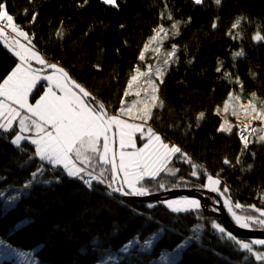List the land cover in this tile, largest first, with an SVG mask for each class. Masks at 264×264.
I'll return each mask as SVG.
<instances>
[{"label": "trees", "instance_id": "trees-1", "mask_svg": "<svg viewBox=\"0 0 264 264\" xmlns=\"http://www.w3.org/2000/svg\"><path fill=\"white\" fill-rule=\"evenodd\" d=\"M5 3L14 22L32 35L33 45L50 63L66 67L93 93L91 101L103 104L110 115L119 114L132 100L129 82L154 30L178 20L179 33L169 42L170 47H177V57L160 82L162 106L152 107L148 122L200 164L202 173L222 177L228 186L226 196L233 203L264 208V142L245 149L235 128L218 130L224 124L220 109L232 91L246 101L255 93L258 106L264 101V40L254 39L257 34L264 36V0H221L219 5L215 0L199 5L193 0H117L118 7L102 0ZM33 13L37 14L34 23ZM241 17L239 26L232 28ZM239 51L244 55L234 58ZM7 54L0 42V61ZM44 91V83L38 84L31 100ZM200 113L204 116L198 119ZM12 138L0 130V192L24 184L38 169L53 181L34 184L29 194L6 211L0 199V239L25 249L41 245L37 250L40 264H96L104 250L116 249L136 236L144 240L160 230L153 254L175 248L192 233L199 237L183 250L177 264H264L221 239L211 227L215 217L202 210L174 213L164 201L124 199L107 186L110 164L104 171L105 183H95L90 190L62 167L44 165L33 144L24 141L17 147L10 143ZM180 158L175 159L181 167L177 176L145 179L150 193L163 191L162 182H168L169 189L186 183L203 187L204 175L191 176V168ZM225 159L231 163L225 164ZM242 211L244 216L255 214L251 208ZM198 223L202 230L196 234ZM1 264L14 262L5 259Z\"/></svg>", "mask_w": 264, "mask_h": 264}, {"label": "snow or ice", "instance_id": "snow-or-ice-1", "mask_svg": "<svg viewBox=\"0 0 264 264\" xmlns=\"http://www.w3.org/2000/svg\"><path fill=\"white\" fill-rule=\"evenodd\" d=\"M87 3V0H84ZM197 5L201 4L203 0H193ZM105 5L118 7L116 0H102ZM216 4H220L221 0H215ZM82 6V5H81ZM28 10H25V15ZM37 14L33 13L31 22L36 21ZM172 19L171 16L168 17ZM240 19L232 24V28H237L240 24ZM190 20V18H189ZM121 27H124L121 25ZM172 29L176 30L174 34H178V26L176 23L172 24ZM212 27L215 28L216 24L213 23ZM11 29L15 36L23 37L31 45L29 34L25 32L20 26L14 22V17L9 13L6 7L5 0H0V37L7 35L5 29ZM156 35L150 38V42H154L160 37L161 33L167 35L163 26L154 30ZM61 35V33H57ZM231 35V32L229 33ZM254 39L264 40V36L257 34ZM16 49L11 45L6 46L13 54L19 58L20 63L11 70L3 82L0 83V130L5 133H11L13 138L10 140L12 145L19 147L24 140H30L31 144L35 145V155L41 161H48L53 166L62 165L66 170L67 175L73 178H79L89 188L92 187L93 180L99 183H105L102 179L104 172L101 171L99 175H94L93 172L88 171L91 167L93 157L99 159L104 164H111L112 176L108 183V188L114 192H119L124 196H145L149 194V188L144 185L145 179H155L162 172H168L170 175L175 176L177 170L169 168L170 158L175 154H181V157L189 164H191L193 171L191 176L198 175L195 169L197 165L192 163L191 159L186 153L175 145L164 143L161 135L156 133L151 127L147 128L146 140L143 147L137 148L135 141V134L141 133L140 138H145L144 126L147 124L148 119L151 118L152 107L162 106V102L158 101L155 92L158 90L153 85V95L151 97L153 103L150 107L145 104L139 119L143 121L141 124L129 123L116 115H109L103 104H89L86 98L91 94L86 91L80 84L75 82L69 77L62 67L56 64H49L44 57H42L33 47L21 44L19 40H14ZM145 51L149 48V44H145ZM158 51V49H157ZM175 55V45L173 50L167 53L168 57ZM243 51L234 53L235 57L243 56ZM144 52L140 54V60H144ZM36 61L38 64L54 69L52 75L41 77L37 71L32 69L30 61ZM165 65L169 63L168 59L163 61ZM98 67V66H97ZM220 71V68H217ZM139 76H144L145 73L139 72ZM160 72V69H157ZM59 74L58 76L56 74ZM137 76H132L129 82V88L132 87V81L137 80ZM43 79L50 82L52 86L47 87V91L39 96V99L34 104L29 103V96L37 89L38 82ZM162 83V80L160 81ZM236 83H240L237 77ZM70 85V86H69ZM242 87V84H241ZM57 89L62 95H57ZM76 89L78 91H74ZM128 93L126 92L125 95ZM139 95V93H137ZM240 97H237L239 99ZM231 99V96H230ZM256 94L252 93L248 105L245 107V112L255 113L254 119L260 120L264 123V101L256 102ZM10 101L11 103H6ZM15 105V106H13ZM227 108V104L225 105ZM128 113L131 109L127 110ZM125 109H121L123 114ZM204 113H200L198 119L203 118ZM18 119L19 129H14L13 124ZM113 127L118 132L119 148V162L117 163L116 153L113 145L116 143V134L110 137L109 133ZM251 128V125L245 126V131ZM35 131V138L23 135L24 133H31ZM219 131L231 132V128H225L223 125L218 129ZM252 131H256L252 128ZM240 139L244 142V148L247 149L249 140L243 133ZM260 141H264V135L258 137ZM135 149V151H126L125 149ZM111 153V157L109 154ZM253 155H255L253 153ZM239 160H237V163ZM225 164L231 162L227 159L224 160ZM251 167V165H249ZM42 173V169H38ZM122 173V183L120 186L113 188V184L117 182L118 176ZM85 175L90 179H85ZM37 176L36 172L32 173V177ZM183 180V177L180 178ZM47 183V181H45ZM221 180L219 178L207 177V184L203 185L208 191L218 193L221 197H225L228 188L224 187L223 190L219 187ZM25 189L31 187V181L24 184ZM160 188H165L163 183L159 184ZM127 189V190H126ZM4 193L0 192V196ZM20 194L7 197L5 210L13 207L14 202L19 199ZM167 207L174 213L188 212L191 210H198L202 207L201 202L197 199L182 198L178 200L167 201ZM218 203V201H217ZM224 207L231 214L235 224L242 229H249L253 226H258L264 229V208H257L255 205H250L252 213L247 216H241L236 213L234 209H240L242 206L239 203H233L230 197H225L223 200ZM148 207H152L151 204ZM217 209H213L216 211ZM17 227H23V222ZM211 227L221 234V239L231 241L238 251H246L255 256L258 261L264 262V252L254 250V245L264 246V239H250L244 241L239 239L236 235L229 232L226 227L221 223L212 221ZM159 233H154L152 237L141 245L142 249L151 247L152 240L158 238ZM189 240L199 239L198 236L190 237ZM2 243V241H0ZM139 241H129L124 246L122 251L127 252L129 248L134 247ZM188 240L184 244L177 246L174 255L171 256L169 264H177L180 252L187 245ZM247 259V257H245Z\"/></svg>", "mask_w": 264, "mask_h": 264}, {"label": "rangeland", "instance_id": "rangeland-1", "mask_svg": "<svg viewBox=\"0 0 264 264\" xmlns=\"http://www.w3.org/2000/svg\"><path fill=\"white\" fill-rule=\"evenodd\" d=\"M116 2H117V0H116ZM173 23L177 24L178 33H179L181 23L178 20H173L171 22V24H168V25L167 24L166 25L165 24H160L158 26V27L163 26L165 31L168 33L167 35H164V33H161L160 37H158V39L156 41L151 42V43H149L150 39L147 41L146 44H149V48L146 51H145V48H144L143 51H142V52H144V57L145 58H144V60H141L140 64L135 68V70H134V72L132 74V76L135 75V76L138 77L136 81H132V87L129 88V95H130L132 100L130 102H128V104H127L128 108H126V106L123 108V109H125V112L123 114L121 113V110H120L119 114H112V115L119 116L121 119L126 120L129 123L141 124V123H143V121L141 119H139V116L141 115V112L143 110L144 105L148 104L151 107L152 103H153V101L151 99V97L153 95V85H155L157 87V89H158L154 94L159 99L160 81L163 79L165 73L170 68V66L175 62V59L177 57V47H175V55L173 57H168L167 56V53H169V52H171L173 50V47L169 46L170 39L173 36L177 35V34H174V32L176 30H173L172 27H171ZM5 31L7 33V35L5 37L8 39V41L15 48H17V47H16V45L14 43V40H19L21 44L27 45L28 47H33L34 46L30 35H29V38L31 39V45H29L28 41L25 40L23 37L15 36V34L11 32V29H7L6 28ZM154 35H156V32H155ZM157 49H158V51H157ZM34 50L37 51L41 56H43V53L39 49H37L35 46H34ZM8 54H10V53L8 52ZM11 56H13V55H11ZM165 59L169 60V63L167 65H165L163 63V61ZM16 60L18 62H20L18 59H16ZM30 64H32L34 66H37V67H44L42 65H38V63H35L33 61H30ZM157 69H160L159 73L157 72ZM0 70L10 73V71H11L10 70V65L6 66L5 63H2L0 65ZM137 70H139V72L145 73V75L144 76H139ZM54 71L55 70H52L50 72H47L44 75H49L51 73H54ZM38 73H42V72H38ZM73 90L76 91L75 89H73ZM57 92H58V90H57ZM137 93H139V95H137ZM230 96H231V99H230ZM237 97H240V98L237 99ZM248 103H249V101H246L242 96L237 94L235 91H232L229 94V97L226 100L225 104L220 109L221 115H222V117L224 119L223 126L225 128H231L232 130L235 128L237 132H238L239 128L244 130L243 126L247 125L250 120H254L253 117L255 116V113H251V112H247L246 113L245 112L244 109L248 105ZM226 104H227V108L225 107ZM128 109H131L130 113H128V111H127ZM148 121H149V119H148ZM148 121H147V124H145V126H144V131L146 130V127L147 128L150 127ZM257 123H259L258 126H260V130H258L257 127L256 128L254 127L256 129V131L250 130V134H251L250 136L252 137V139H257L260 135H264V123H262L260 120ZM140 136H141V133L137 132L135 134V137H134L135 141H136V147L137 148L142 147L143 144L147 142V141L146 142L143 141L142 144H141L139 142L140 141L139 140ZM144 139H146V134H145V138ZM163 142L168 144V141L163 140ZM251 142L252 141H250L249 144ZM262 142H264V141H262ZM169 143L171 145H176V144L171 143V142H169ZM257 143H260V142H255V144H257ZM117 144H118V147H119L118 132H117ZM251 145H248V147L251 146ZM243 146H244V144H243ZM119 150H121V149L120 148L118 149V158H119ZM125 150L126 151H135V149H131V148H128V149H125ZM182 153H185V152H183V150H182ZM176 155L177 154H175L174 156H172L170 158V160H173L174 163H176L175 159H177V158L179 159V157H181V154H178L179 155L178 157ZM187 156L191 159L192 163L197 165V168L195 169V171H197L198 176L201 177V176L204 175L205 184H207V177L210 175L213 178H219L221 180V184L219 185L221 190H223L224 187L228 188V186L224 183V181H223L224 179H222V177H220L219 175H216V174H214L212 172L202 173L203 170L201 168V165L196 163V162H193L194 159H192L188 154H187ZM109 157H110V154H109ZM180 159L183 162H186L182 157ZM42 162L44 163V165L46 163H48V161H42ZM185 165L190 167L191 168L190 171H192L191 164L186 162ZM54 167H57V166H54ZM58 167H62L63 168L62 165H60ZM64 171L66 172L65 169H64ZM88 171L93 172L94 175H99V173L101 171H103V172L107 171V164L103 163V165H102V163L101 162L99 163L98 159L94 156L92 161H91V167L88 168ZM180 171H181V167H180ZM36 173H37V176L35 178L31 177L24 184L29 183L31 181V187H32L36 183H45V181H47V183H50L51 181H53L52 178H46V177L43 176V169H42V173L40 171H38V170L36 171ZM66 174H67V172H66ZM161 174H167V173L166 172H162ZM105 175H106V172L104 173V176L102 177V179L104 177H106ZM121 175H122V173H121ZM177 175H178V173L175 176H177ZM85 179H90V177L85 175ZM185 182H187V180H185ZM95 183H99V182L93 180L91 188H89L87 185L86 186L90 190H92V189H94V184ZM107 183L108 182L106 181V184ZM162 183L165 185V188H163V190H168L169 189L168 182H162ZM24 184L18 185V186H9V187H7V188H5L4 190L1 191V192L4 193L3 196H0V199L4 200V204H3L4 210H5V205H6V202H7V197H9L10 195L11 196H15V195H17L19 193L20 194L19 199H20L23 195L29 194L31 187L25 189L23 187ZM186 185H188V183H186L184 186L182 185L181 187H183V188H193L191 186H186ZM175 188H177V187H175ZM194 188H197V187H194ZM197 189H198V191H202L203 189H207V188L199 187ZM225 197H227L226 194H225ZM225 197H221L222 201L224 200ZM182 198H190V199L194 198V199L199 200L196 197H189V196L181 195V196H177L175 198H171V199L165 200L164 204L167 206V203H166L167 201L178 200V199H182ZM18 200H16L14 202V205L17 203ZM217 201H218V199H217ZM211 202H212V200H211ZM201 205H202V203H201ZM246 206H247V208L242 206L240 209H234V210L236 211V213L238 215L244 216V215H242V214H244L242 210L243 209L247 210V209L250 208L248 205H246ZM208 207H209V209L213 210V208L210 206V204H209ZM10 208H7V210L10 209ZM215 208L217 210H219L217 207H215ZM200 210H202L204 214L209 215L208 214L209 212L205 211V208L203 206L200 208ZM211 216H213V215H211ZM213 217H215V216H213ZM212 221H216V222L220 223V221L216 217ZM22 222L24 223L25 220L22 221ZM201 227H202V225L200 223H198V225L195 227L194 232L196 234L199 233V230L201 229ZM257 227L258 226H253V228H257ZM162 232H163V230H160V231H158L156 233H159V236H160V234ZM152 236H153V234L150 235L148 238H146L144 240L140 239L138 236L130 239L129 241H139V243H136L134 247L129 248L127 252L122 251V249L124 248V246L126 244L129 243V241L126 242L124 245L116 248V249H106L100 255V258L97 260L96 264H169V262L171 260V256L174 255L175 250L177 249V246L175 248H173V249H164V250H160L157 254H153V253H155L154 252V248H155V244H156V242H157V240L159 238V236H158V238L152 240L151 247L142 249L141 245L144 244V242L146 240H148ZM190 237H196V235H194L192 233L190 236H188L180 244H184L185 241L188 240V243L185 246V248H187V246L190 245L193 240H195V239L189 240L188 238H190ZM254 239H258V238H254ZM0 241H2V243H0V264L5 259L12 260L14 262V264H40V259L37 256V250L39 249V247L41 245H37V246H34L32 248L25 249V248H21L19 246H16V245L12 244L7 239L1 238ZM258 246L259 245H254L253 246L254 250H258V251L264 252V246H260V248H262V249H260V248L256 249L255 247H258ZM183 250L180 252L179 258L181 257ZM44 264H51V263H44Z\"/></svg>", "mask_w": 264, "mask_h": 264}, {"label": "water", "instance_id": "water-1", "mask_svg": "<svg viewBox=\"0 0 264 264\" xmlns=\"http://www.w3.org/2000/svg\"><path fill=\"white\" fill-rule=\"evenodd\" d=\"M0 42L4 45L6 50L11 55H13L16 59L19 60V58L13 54V51H10L9 48L6 46V44L11 45V47L13 49H16L5 37H0ZM50 64H56L58 67H62L66 72H68L69 77L72 80H74L75 82L80 84L86 91H88L91 94V96L89 98H86V102H88L90 105L93 104V102L91 101V98H93L94 96L88 87H86L83 83H81L79 80H77L70 73V71L66 67H64L63 65H61L57 62H53ZM31 66H32V69L37 71V72H48V71L54 70V69L48 68L46 66L37 67V66H34L32 64H31ZM76 91H78V90H76ZM106 111L108 112V110H106ZM108 114L110 115L109 112H108ZM113 133L116 134V143L113 145V149L116 153V158H117V163H118L119 160H118L117 131H116L115 127H113L112 131L109 133L110 137L113 135ZM110 157H111V153H110ZM110 166H111V164H110ZM121 177H122V175L120 174V176H118V178H117V182L115 184H113V188L121 185V183H122ZM117 193L120 197H122L124 199L134 200V201H138V202H161V201H165V200L175 198V197L181 196V195L189 196V197H196L202 203V206L205 208V211L209 212L208 213L209 215H213V216L217 217L221 221L222 225L224 227H226V229L229 232L233 233L237 237H243V238H247V239H254V238L264 239V229L253 228V227H251L249 229L239 228L235 224L230 213L224 207L222 198L218 195V193L210 192V191H208V189H203L202 191H198V189L194 188V187L193 188L177 187V188H171L168 190L152 192V193H149L148 195H145V196H124L119 192H117ZM211 196L216 197L218 199V203H212L211 202ZM210 203H212V205L217 207L219 210L213 211L212 209H209L208 206Z\"/></svg>", "mask_w": 264, "mask_h": 264}, {"label": "crops", "instance_id": "crops-1", "mask_svg": "<svg viewBox=\"0 0 264 264\" xmlns=\"http://www.w3.org/2000/svg\"><path fill=\"white\" fill-rule=\"evenodd\" d=\"M17 47V46H16ZM42 57H44L45 58V60L50 64V61L48 60V58L43 54V56ZM33 62H35V63H37L36 61H34V60H32ZM2 63H5L6 64V66H8V65H10V70H12L15 66H16V64L17 63H20V62H18L13 56H11L10 54H7V56L5 57V58H3L1 61H0V65L2 64ZM38 65H40V64H38ZM43 66V65H42ZM11 72V71H10ZM48 72H50V71H48ZM47 72H42V73H38L41 77H43V76H46V75H44V74H46ZM9 73L8 72H5V71H2V70H0V83H2L3 82V79L4 78H6L7 77V75H8ZM53 73H51V74H49V75H52ZM57 76L59 75V74H56ZM40 83H44V85H45V91H47V87H49V86H52L51 84H50V82H48V81H45V80H43V79H41L39 82H38V84H40ZM38 84H37V86H38ZM49 85V86H48ZM53 90L54 91H57L55 88H53ZM44 91V92H45ZM43 92V93H44ZM31 95L32 94H30V96H29V103H32V104H34L35 103V101L37 100H31ZM43 95V94H42ZM57 95H62V93H59V91L57 92ZM39 99V98H38ZM6 103H11L10 101H6ZM13 106H15V105H13ZM126 108H128V107H126ZM0 122H4L2 119H0ZM149 126L156 132V133H158L159 135H160V133L157 131V130H155L154 128H153V126L152 125H150L149 124ZM13 127H17V129H19V124H18V119H17V121H15L14 122V124H13ZM146 132H147V127H146V130H145V134H146ZM23 135H26V136H30V137H32V138H35V131L33 130V132H31V133H24ZM161 137H162V139L163 140H165V138L163 137V135L161 134ZM140 141V143L142 144V142L143 141H147L146 139H139ZM24 141H27V142H29V143H31L30 142V140H24ZM24 141H22V142H24ZM166 141V140H165ZM21 142V143H22ZM168 144H170L169 142H168ZM171 145V144H170ZM35 146V145H34ZM175 146H177V145H175ZM36 147V146H35ZM143 147V146H142ZM179 147V146H178ZM180 148V147H179ZM118 149H119V147H118ZM181 149V148H180ZM120 151V150H119ZM179 154V153H178ZM177 154V155H178ZM176 157V156H175ZM98 159V158H97ZM174 159V158H173ZM118 160H119V158H118ZM98 161H99V159H98ZM176 162V161H175ZM49 163V162H48ZM99 163H100V161H99ZM102 163V162H101ZM50 164V163H49ZM102 165H103V163H102ZM169 168H171V169H173L174 171L175 170H177L178 169V171L180 172V167L178 166V163H174L173 162V160H170V163H169ZM176 172V174L177 173H179V172ZM192 171H193V169H192ZM167 174H169L168 172H166ZM195 177H200V176H195Z\"/></svg>", "mask_w": 264, "mask_h": 264}, {"label": "built area", "instance_id": "built-area-1", "mask_svg": "<svg viewBox=\"0 0 264 264\" xmlns=\"http://www.w3.org/2000/svg\"><path fill=\"white\" fill-rule=\"evenodd\" d=\"M14 17V19H15V16H13ZM30 37H31V39H33V37H32V35H30ZM255 121H257V122H259V120L258 119H254ZM253 120V121H254ZM251 121V120H250ZM259 124V123H258ZM258 124H256L255 125V128L257 127V129L258 130H260V126H258ZM252 128H254V127H252ZM252 130V129H251ZM241 133H243L245 136H247V134L245 133V131L244 130H242V129H238V136L240 137V135H241ZM250 134V133H249ZM251 135V134H250ZM164 137V136H163ZM241 140V139H240ZM249 141H252L250 144H248V145H251V144H254L255 142H262V141H260L258 138L257 139H251V140H249ZM241 142L244 144V142L241 140Z\"/></svg>", "mask_w": 264, "mask_h": 264}, {"label": "bare ground", "instance_id": "bare-ground-1", "mask_svg": "<svg viewBox=\"0 0 264 264\" xmlns=\"http://www.w3.org/2000/svg\"><path fill=\"white\" fill-rule=\"evenodd\" d=\"M256 124H258V123L255 120L254 121L253 120L249 121V123L247 125H251V128H249L247 131H245V126L246 125L243 126V129H244L245 133L247 134L248 140L252 139V137L250 136L249 133H250V130L252 129V127H255Z\"/></svg>", "mask_w": 264, "mask_h": 264}, {"label": "flooded vegetation", "instance_id": "flooded-vegetation-1", "mask_svg": "<svg viewBox=\"0 0 264 264\" xmlns=\"http://www.w3.org/2000/svg\"><path fill=\"white\" fill-rule=\"evenodd\" d=\"M225 194H226V193H225ZM211 200H212V203H217V198H216V197L211 196ZM212 203H210V206H211L213 209H216V208L212 205Z\"/></svg>", "mask_w": 264, "mask_h": 264}]
</instances>
